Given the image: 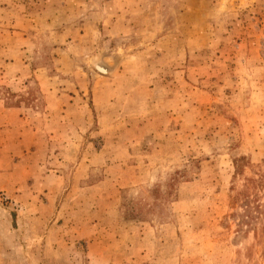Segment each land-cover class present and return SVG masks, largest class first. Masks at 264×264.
<instances>
[{
	"label": "rangeland",
	"instance_id": "1",
	"mask_svg": "<svg viewBox=\"0 0 264 264\" xmlns=\"http://www.w3.org/2000/svg\"><path fill=\"white\" fill-rule=\"evenodd\" d=\"M247 179L264 0H0V264H264Z\"/></svg>",
	"mask_w": 264,
	"mask_h": 264
},
{
	"label": "trees",
	"instance_id": "2",
	"mask_svg": "<svg viewBox=\"0 0 264 264\" xmlns=\"http://www.w3.org/2000/svg\"><path fill=\"white\" fill-rule=\"evenodd\" d=\"M243 158L238 160V163L235 166V172L238 174L242 167H243ZM253 179H247L244 187L240 192L236 194L234 199L232 200V205L236 203H240L241 206L240 208L242 209V219H241V224L248 225L249 221H252L254 219H257L259 216L262 220H264V203L260 204L258 200H255V198H251V196L254 197V195L250 194V188H249V183L253 184L252 189H255L257 184L255 183ZM256 184V185H255ZM262 190H264V182L258 185ZM249 220V221H247ZM240 228V226H238ZM248 227V226H246Z\"/></svg>",
	"mask_w": 264,
	"mask_h": 264
},
{
	"label": "water",
	"instance_id": "3",
	"mask_svg": "<svg viewBox=\"0 0 264 264\" xmlns=\"http://www.w3.org/2000/svg\"><path fill=\"white\" fill-rule=\"evenodd\" d=\"M99 68H101V69H99ZM94 69H95L98 73H100V74H102V75H108V74H110V72H111V69H110L107 65H105V64H103V63H95V64H94Z\"/></svg>",
	"mask_w": 264,
	"mask_h": 264
},
{
	"label": "crops",
	"instance_id": "4",
	"mask_svg": "<svg viewBox=\"0 0 264 264\" xmlns=\"http://www.w3.org/2000/svg\"><path fill=\"white\" fill-rule=\"evenodd\" d=\"M18 109H19V107H12V108H8L7 111L13 112V111H18ZM19 114H20V112H19Z\"/></svg>",
	"mask_w": 264,
	"mask_h": 264
},
{
	"label": "bare ground",
	"instance_id": "5",
	"mask_svg": "<svg viewBox=\"0 0 264 264\" xmlns=\"http://www.w3.org/2000/svg\"><path fill=\"white\" fill-rule=\"evenodd\" d=\"M99 69H101V68H99ZM111 73V72H110Z\"/></svg>",
	"mask_w": 264,
	"mask_h": 264
}]
</instances>
